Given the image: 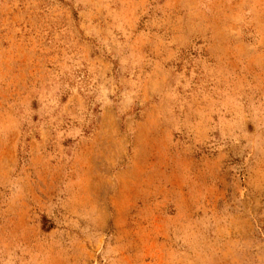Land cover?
Here are the masks:
<instances>
[{
    "label": "rangeland",
    "instance_id": "374dc122",
    "mask_svg": "<svg viewBox=\"0 0 264 264\" xmlns=\"http://www.w3.org/2000/svg\"><path fill=\"white\" fill-rule=\"evenodd\" d=\"M0 264H264V0H0Z\"/></svg>",
    "mask_w": 264,
    "mask_h": 264
}]
</instances>
